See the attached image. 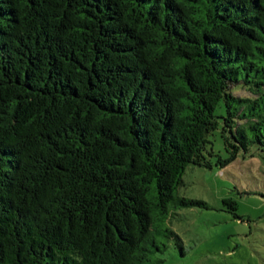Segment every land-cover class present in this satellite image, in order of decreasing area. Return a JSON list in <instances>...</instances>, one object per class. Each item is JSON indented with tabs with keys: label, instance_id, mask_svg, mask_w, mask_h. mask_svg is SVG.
Returning a JSON list of instances; mask_svg holds the SVG:
<instances>
[{
	"label": "trees",
	"instance_id": "trees-1",
	"mask_svg": "<svg viewBox=\"0 0 264 264\" xmlns=\"http://www.w3.org/2000/svg\"><path fill=\"white\" fill-rule=\"evenodd\" d=\"M257 153L264 0H0V264H167L187 169Z\"/></svg>",
	"mask_w": 264,
	"mask_h": 264
},
{
	"label": "rangeland",
	"instance_id": "rangeland-1",
	"mask_svg": "<svg viewBox=\"0 0 264 264\" xmlns=\"http://www.w3.org/2000/svg\"><path fill=\"white\" fill-rule=\"evenodd\" d=\"M180 195L208 208L183 209L172 222L185 256L171 244L167 264H264V153L223 170L190 166ZM226 198L238 202L241 220L224 205Z\"/></svg>",
	"mask_w": 264,
	"mask_h": 264
}]
</instances>
